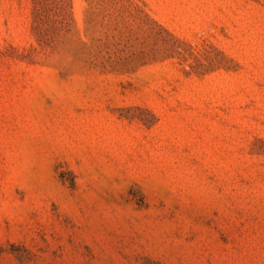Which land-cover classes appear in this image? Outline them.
Wrapping results in <instances>:
<instances>
[{
	"label": "rangeland",
	"instance_id": "obj_1",
	"mask_svg": "<svg viewBox=\"0 0 264 264\" xmlns=\"http://www.w3.org/2000/svg\"><path fill=\"white\" fill-rule=\"evenodd\" d=\"M0 264H264V0H0Z\"/></svg>",
	"mask_w": 264,
	"mask_h": 264
}]
</instances>
